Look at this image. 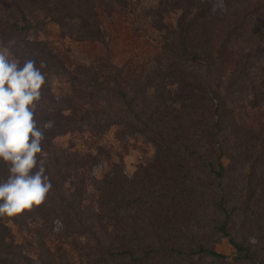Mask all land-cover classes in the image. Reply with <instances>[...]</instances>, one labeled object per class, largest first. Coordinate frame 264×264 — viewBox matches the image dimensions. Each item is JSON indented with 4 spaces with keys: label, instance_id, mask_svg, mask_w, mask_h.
Returning <instances> with one entry per match:
<instances>
[{
    "label": "trees",
    "instance_id": "16d2710c",
    "mask_svg": "<svg viewBox=\"0 0 264 264\" xmlns=\"http://www.w3.org/2000/svg\"><path fill=\"white\" fill-rule=\"evenodd\" d=\"M31 1L49 9L50 19L62 28L66 21L73 20V25L69 23L73 34L104 41L99 28H95L101 10L113 12L115 3L125 4L128 0ZM240 1L159 0L161 6L155 7L156 23L163 32L159 41L166 43L162 49L168 55L165 62L155 65L156 70L141 82L132 98L125 89L121 90V85L114 89L118 95L119 91L122 93L126 110L120 113L114 109L99 110V99L107 100L102 90L109 88V84H102L98 77L91 79V100L97 108L89 110V131L105 133L116 125L121 138L141 134L155 146L151 161L141 164L134 175L126 174L129 181L120 180L112 173L100 180L109 185L96 188L97 205L94 201L92 209L86 206L89 177L78 179L77 191L61 187L68 181L74 184L71 179L75 176L68 172L67 165H80V162L62 163L63 158H59L53 142L56 135L77 127L72 124L78 119L63 111L54 113L49 108L36 106L34 119L44 132L42 158L52 188L41 205L12 217L0 216V264H41V259L28 255L23 243L15 240L8 221L36 234L42 239L40 243L48 235L67 237L71 249L65 250L68 254L62 264H147L151 253L169 247L184 254L189 249L191 254H201L203 260L210 257L211 264H264V35L251 32L258 15L264 12V0H248L249 4L238 16L235 5ZM153 9V6L145 8V13L148 15ZM74 10L77 14H73ZM207 18L223 22L216 27L226 32L246 25L252 33L251 38L248 36L247 52L229 43L221 44L214 53L207 48L212 32L198 39L194 26L200 23L199 19L208 21ZM3 26L0 38L7 42L18 63L22 65L31 59L37 67L44 65L42 74L46 83L42 86L40 101L53 96L48 75L63 66L61 60L48 50L38 49L37 44L26 42L27 35L20 30L31 28L30 22L24 26L8 22ZM202 39L208 44H200L198 41ZM247 98L249 107H238L244 112L233 108V102L238 104ZM250 102L259 103L250 106ZM124 112L129 116H123ZM191 161L196 163L195 171L201 172L197 174L198 182L196 178L188 179L196 177L188 167ZM8 176V166L0 160V181ZM174 200L181 202L182 208H175L169 224L164 223L161 229L147 222L151 213L157 215L160 207ZM186 200H191L192 205ZM200 204L208 207L207 216L209 209L214 215L205 225L199 221L194 223L195 216L191 218L188 212L196 213ZM238 216L243 217L242 223L236 221ZM236 224H242L243 240L238 239L241 232H237ZM166 230L170 238L164 235ZM146 231L159 238L141 241ZM207 231L220 238L227 237L237 256L228 261L224 253L209 246L204 239ZM90 234L96 236L95 240ZM187 235L184 247L181 238ZM195 238H200V242L189 248ZM220 238L214 237L212 241ZM47 255L51 262L55 261L54 254ZM190 257V264H195V256Z\"/></svg>",
    "mask_w": 264,
    "mask_h": 264
},
{
    "label": "rangeland",
    "instance_id": "374dc122",
    "mask_svg": "<svg viewBox=\"0 0 264 264\" xmlns=\"http://www.w3.org/2000/svg\"><path fill=\"white\" fill-rule=\"evenodd\" d=\"M246 4H249L248 0H241L240 4L236 3V15L239 16L242 13ZM151 6L154 9L147 15L145 8L150 9ZM156 6H161L159 0H128L125 4L120 1L115 3L113 12L109 13L101 10L100 19L96 21L95 26V28L97 27L96 29L99 28L100 33L105 39L104 41H100L99 38H81L76 32L73 34V28L69 27L70 21H66L62 28L58 23L50 19V10L47 8L43 9L39 3L35 5L31 0H0V30L8 22L18 23L20 26H24L30 22L31 28L20 30V32L27 35L28 40L26 42L37 44L36 47L38 49L48 50L50 54L61 60L63 64V66H58L54 73L48 75V82L54 95L44 98L43 101H39L36 106L49 108L54 113H57V110L63 111L65 114L73 116L75 120L78 119L76 123L72 124L73 126L77 124V127L56 135L53 142L59 158L62 157L64 159L60 160L62 163L69 164L68 161L73 163V160L80 162V165H67L69 168L68 172H72L75 176L74 179H71L74 184H70L68 181L61 185L62 188L69 191H77L78 179L84 176L89 177L86 201L88 209H92L94 201L97 205L99 191L96 188L109 185L99 182L105 176L107 177L109 173H112L114 177H119L120 180L129 181L126 174L128 176L134 175L139 170L141 164L148 163L154 158L155 146L141 134L134 133L121 138L118 133L120 129L115 127L116 125L105 133H91L89 131V110L96 107L91 100L89 83L92 78L98 77L99 82H102V84H109V88L102 90L103 93L101 94L103 96L106 95L107 100L99 99V110L109 111L110 109H114L120 113L127 109L121 97L122 93L119 91L120 94L118 95L114 89L119 84L123 87L121 90L124 92L125 89L128 97L132 98L133 94L141 86V82L146 81L147 77L156 70L155 65L163 60L165 62L164 58L168 55V51L162 49L163 44L166 43L159 41L163 32L158 27L159 23H156L158 18L155 13ZM75 10L73 14H77ZM136 10H138L137 14L135 13ZM224 11V7L221 5L220 12L223 14ZM216 12L218 13V9H216ZM199 20L200 23L194 24L196 26V36L200 39L201 37L204 38L205 33L212 32L207 48L213 49V53L223 43L235 44L239 51L241 49L247 52V48L250 45L248 36L252 37L251 32L254 30L256 35H264V12L262 11L258 15V22L251 32L246 25L243 29L233 27L228 32L225 30L221 31L216 27V24H222L223 22H218L217 19L214 22V19L209 20L208 18V21L204 19ZM239 22H242L241 19H239ZM73 23L72 20L70 24L73 25ZM203 40L198 42L200 44H208L204 43ZM20 43L23 44L22 42ZM6 45L7 42L2 41L0 38V52L7 55L9 59L16 62L19 61ZM114 76H117L118 81H116ZM242 102L246 104H242ZM242 102H238V104L233 102V108L249 107L247 105L248 98ZM258 103L250 102V106H255ZM136 107H139V105ZM243 108H238L239 112H244ZM121 114L129 116L127 112L126 114L125 112ZM194 161H191L188 167L196 177L192 176L188 179L196 178L198 182L199 178H197V174H201V172L200 170L195 171L196 163ZM197 164L198 166L200 165L199 162ZM114 169L116 170L113 171ZM116 172L119 173L118 176L115 174ZM119 178H114V180L120 182ZM164 200L165 198L162 201ZM185 202L192 205L191 200H186ZM180 205L182 203L177 202V200L168 204L166 203L165 206L159 208L157 215L150 212L152 215L148 218L147 222L152 223V225H159L162 229L164 223L169 224L168 220L173 216L174 211H176L175 208H182ZM200 205V209L196 213H194L195 211L188 212L191 218L194 216L197 218H193L194 223L199 221V223L205 225L207 222L210 223L209 219H212L214 215L212 210L209 209L210 212L207 216L208 212L206 210H208V207L203 204ZM238 217L236 221L242 223L241 219L243 220V217ZM219 218L218 216L217 219ZM233 220L234 217L232 218V222H234ZM8 224L13 229L15 240L23 243V246L29 252L28 255L36 258V260L41 259V264H62L68 254L64 252L71 249L67 243V237L62 236L61 238H57V236L48 235L43 240V243H40L42 239L37 238L36 234L29 230L20 229L18 225L13 224L11 221H8ZM237 230V232H241L238 239L241 238L243 240L242 224L237 226ZM102 234L108 236V233L104 234L102 232ZM164 235L170 238L169 230H166ZM205 235L204 239L207 244L211 247L214 246L219 252L224 253L228 257V261L237 256L235 247L227 237L220 238L208 231ZM149 236L150 240L148 239ZM89 237L95 240L96 236L90 234ZM214 237L220 239L214 242L212 241ZM157 238L159 237L154 233H147L146 231L142 234L141 241L145 239V241H152ZM188 238L189 235L181 238L184 247L187 245ZM200 238H195L193 244H189V248L200 242ZM128 240L132 242L131 237ZM48 253L54 254L56 258L54 262H51L50 258H48ZM190 255L195 256V264L213 263L212 258L205 257L203 260L200 257L201 254H191L189 249L184 254L177 248L173 249L169 247L168 250L151 253L147 257L149 258L147 264H190Z\"/></svg>",
    "mask_w": 264,
    "mask_h": 264
},
{
    "label": "clouds",
    "instance_id": "9594fccd",
    "mask_svg": "<svg viewBox=\"0 0 264 264\" xmlns=\"http://www.w3.org/2000/svg\"><path fill=\"white\" fill-rule=\"evenodd\" d=\"M43 67L31 59L21 65L0 52V160L9 171L0 181V216L41 205L52 188L42 158L44 132L34 119L46 83Z\"/></svg>",
    "mask_w": 264,
    "mask_h": 264
}]
</instances>
